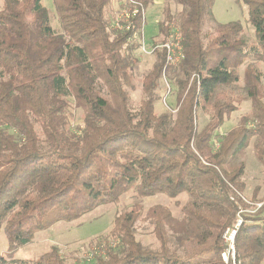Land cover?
I'll return each instance as SVG.
<instances>
[{
    "label": "trees",
    "instance_id": "trees-1",
    "mask_svg": "<svg viewBox=\"0 0 264 264\" xmlns=\"http://www.w3.org/2000/svg\"><path fill=\"white\" fill-rule=\"evenodd\" d=\"M112 1L52 0L59 31L41 0L2 1L0 233L7 247L0 264H83L55 246L35 259L16 255L35 233L117 202L130 189L140 197L186 193L189 199L178 218L162 205L147 209L156 248L135 238L139 205L116 214L90 264H233L222 253L225 232L234 228V264H261L264 199L249 209L241 196L243 163L236 162L251 144L264 167L262 73L245 68V96L234 98L224 88L238 82L247 58L264 64V0H242L256 44H248L239 21L215 23L204 43L215 0H171L180 7L177 15L165 0L158 34L164 41L177 31L183 58L168 63L163 49H153L156 61L143 77L146 97L136 115L126 87L132 86L131 53L141 46L134 35L142 33L151 0L128 4L137 12L120 29L109 27ZM165 72L177 85L175 112L157 115L154 91ZM69 98L84 115L78 133L67 128ZM242 100L249 111L214 144ZM198 109L210 113L200 131Z\"/></svg>",
    "mask_w": 264,
    "mask_h": 264
},
{
    "label": "rangeland",
    "instance_id": "rangeland-1",
    "mask_svg": "<svg viewBox=\"0 0 264 264\" xmlns=\"http://www.w3.org/2000/svg\"><path fill=\"white\" fill-rule=\"evenodd\" d=\"M2 1L0 0V8L2 7ZM41 3L49 12L51 27L55 31H59V22L52 0H41ZM128 4V0L112 1L108 9L110 29L115 28L114 23L117 16L121 12L128 10ZM165 4V0H151L150 4L143 10V29L140 37L136 38V41L140 42L141 46L131 53V58L135 60V64L131 66L130 70L132 86L126 87L130 98L129 107L133 115L138 114L141 101L146 97L142 88V80L150 72L156 61L153 49L156 48V45L165 41H161V35L158 34V23L162 20ZM168 4L171 13L177 15L180 7L171 0H168ZM211 13L212 19L207 18L202 29L204 43H207L210 39L215 23L223 24L239 21L243 26V35L248 44H256L254 29L248 23L247 8L242 0H215ZM248 65H253L262 73L261 81L264 84V64L252 58H247L237 69L239 75L238 82L224 88L234 98L245 96L243 74ZM102 92H104L103 89ZM176 92L177 85L174 74L165 72L159 79L158 86L154 91L157 98L153 106L154 112L157 115L168 109L173 110V113L175 112ZM67 102V128L78 133L83 126V112L74 106L71 98L67 99ZM237 106L238 110L233 112L228 118H225L221 127L216 131L214 144H217V139L222 134L237 126L240 117L249 111L250 102L242 100L237 103ZM209 119V112L201 109L196 111L198 131L205 126ZM240 162L243 163V173L240 177V182L243 185L241 196L250 204L249 209H252L256 205L261 206L264 199V167L255 158L251 144L245 149L236 163ZM188 199L189 197L186 193L179 194L176 197H169L165 194L140 197L134 189H130L122 194L117 202L100 205L76 220L70 222L60 221L46 230L35 233L32 241L23 246L18 251L16 257L19 259H35L47 252L51 246H55L68 261H79L83 264H90L93 261L94 254L100 249L96 242H101L102 238L109 233L116 214L129 210L136 204L141 207L142 214L135 224V238L145 247L156 248L159 244L153 234L151 225L144 219L145 212L151 206L162 205L167 207L174 217L178 218L181 216L182 206ZM6 247V239L0 233V254L4 253ZM261 264H264V260Z\"/></svg>",
    "mask_w": 264,
    "mask_h": 264
},
{
    "label": "built area",
    "instance_id": "built-area-1",
    "mask_svg": "<svg viewBox=\"0 0 264 264\" xmlns=\"http://www.w3.org/2000/svg\"><path fill=\"white\" fill-rule=\"evenodd\" d=\"M128 3L132 5L137 4L135 0H128ZM136 12H137L136 9H129V8L127 11L121 12L115 19L114 27L116 29L122 28L123 25L120 23L121 20L127 21L128 18L130 16H133ZM134 37L137 38L138 35L135 34ZM156 48L164 50L165 58L168 63H178L183 58L182 46L180 44V35L175 30L171 31L170 35L165 39L164 42H162L159 45H156ZM235 232H236L235 228L226 230L224 235V242L227 245V249L222 253V259L225 262H227L228 259L231 258L233 264L235 258V248H234Z\"/></svg>",
    "mask_w": 264,
    "mask_h": 264
},
{
    "label": "crops",
    "instance_id": "crops-1",
    "mask_svg": "<svg viewBox=\"0 0 264 264\" xmlns=\"http://www.w3.org/2000/svg\"><path fill=\"white\" fill-rule=\"evenodd\" d=\"M152 1H154V0H152ZM161 1H163V0H161ZM153 3V2H152Z\"/></svg>",
    "mask_w": 264,
    "mask_h": 264
}]
</instances>
